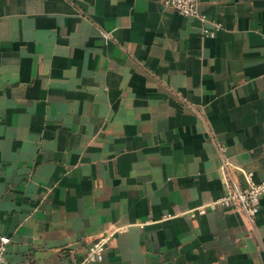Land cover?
Wrapping results in <instances>:
<instances>
[{
  "label": "crops",
  "instance_id": "obj_1",
  "mask_svg": "<svg viewBox=\"0 0 264 264\" xmlns=\"http://www.w3.org/2000/svg\"><path fill=\"white\" fill-rule=\"evenodd\" d=\"M198 5L0 0L5 264H264V194L211 205L264 178V0Z\"/></svg>",
  "mask_w": 264,
  "mask_h": 264
},
{
  "label": "built area",
  "instance_id": "obj_2",
  "mask_svg": "<svg viewBox=\"0 0 264 264\" xmlns=\"http://www.w3.org/2000/svg\"><path fill=\"white\" fill-rule=\"evenodd\" d=\"M159 1L166 6L174 8L182 15L194 16L200 18L202 21H206L205 16H203L199 11V0ZM203 32L205 35H214V30H210L205 27L203 28ZM248 179V184L244 188L237 187L236 185L228 188L224 194H222L211 205H232L236 207L248 221L253 222L259 210L260 198L264 194V178L261 180H255L252 174H248ZM205 210L206 207L204 206L196 211H198V213H203ZM109 239L110 236L108 233L101 234L87 246L86 253L81 260L69 261L64 259L62 260L61 264H91L93 262L101 261L104 257V252ZM9 243V236L0 235V264H5Z\"/></svg>",
  "mask_w": 264,
  "mask_h": 264
}]
</instances>
